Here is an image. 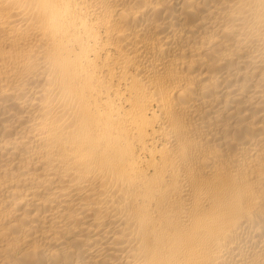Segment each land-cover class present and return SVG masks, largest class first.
I'll return each mask as SVG.
<instances>
[{"label": "bare ground", "instance_id": "obj_1", "mask_svg": "<svg viewBox=\"0 0 264 264\" xmlns=\"http://www.w3.org/2000/svg\"><path fill=\"white\" fill-rule=\"evenodd\" d=\"M0 264H264V0H0Z\"/></svg>", "mask_w": 264, "mask_h": 264}]
</instances>
